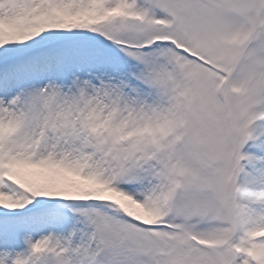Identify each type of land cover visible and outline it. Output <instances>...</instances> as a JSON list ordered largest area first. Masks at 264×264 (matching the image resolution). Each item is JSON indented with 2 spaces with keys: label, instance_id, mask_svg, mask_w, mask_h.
<instances>
[{
  "label": "snow or ice",
  "instance_id": "snow-or-ice-1",
  "mask_svg": "<svg viewBox=\"0 0 264 264\" xmlns=\"http://www.w3.org/2000/svg\"><path fill=\"white\" fill-rule=\"evenodd\" d=\"M0 264H264V0H0Z\"/></svg>",
  "mask_w": 264,
  "mask_h": 264
}]
</instances>
